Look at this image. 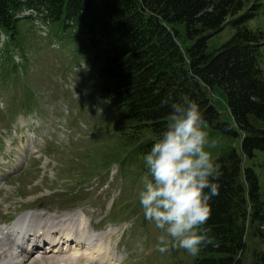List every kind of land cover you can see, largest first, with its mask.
Returning <instances> with one entry per match:
<instances>
[{
    "label": "rangeland",
    "instance_id": "1",
    "mask_svg": "<svg viewBox=\"0 0 264 264\" xmlns=\"http://www.w3.org/2000/svg\"><path fill=\"white\" fill-rule=\"evenodd\" d=\"M242 1L247 9L264 0ZM251 25L264 30V9ZM233 33L227 25L213 34L207 51L214 53ZM51 35L40 20L21 28L23 48L7 45V35L0 34V223L26 210H63L89 221L91 232L118 230L114 237L111 232L102 237H113V257L120 264H196L190 196L170 189L172 178L184 179L181 161L184 168L207 175L212 163L236 148L244 166L258 174L264 198V151L256 150L253 158L244 156L241 133L228 135L202 123L195 140L173 145L159 141L163 155L141 154L127 141L134 128L108 90L107 78L90 63L91 53L78 40ZM7 56L13 57L11 64ZM211 96L221 120L233 125L225 90L216 86ZM149 132L137 133L138 139H150ZM170 165L171 177L163 174ZM251 244L246 264L264 249L261 239Z\"/></svg>",
    "mask_w": 264,
    "mask_h": 264
},
{
    "label": "trees",
    "instance_id": "2",
    "mask_svg": "<svg viewBox=\"0 0 264 264\" xmlns=\"http://www.w3.org/2000/svg\"><path fill=\"white\" fill-rule=\"evenodd\" d=\"M263 6L257 1L245 9L242 0H0V34L7 35V45L23 48L21 28L40 20L58 39L78 40L125 109L134 128L127 141L143 155H163L159 141H193L199 125L208 123L228 135L241 133V152L253 158L264 151V30L251 21ZM227 25L234 29L231 38L208 52V39ZM216 86L227 94L233 125L221 120L211 96ZM143 130L151 131L150 139H138ZM184 167L181 161L184 179L172 178L170 189L190 196L196 264H246L251 242H264V198L255 169L244 166L236 148L212 163L207 175ZM173 173V165L163 171ZM254 256L252 264H264V249Z\"/></svg>",
    "mask_w": 264,
    "mask_h": 264
},
{
    "label": "bare ground",
    "instance_id": "3",
    "mask_svg": "<svg viewBox=\"0 0 264 264\" xmlns=\"http://www.w3.org/2000/svg\"><path fill=\"white\" fill-rule=\"evenodd\" d=\"M32 217L33 221L36 222L39 219V223L45 219L42 213L34 214ZM83 222L85 223L86 221L83 219ZM13 230L19 231L20 227H13ZM23 239L24 235L14 236L10 234V236H5L3 233H0V264H78L76 260L80 261L82 259L85 260V264H103L102 262L120 264V259L115 260V257H113L116 253L112 240L106 241L104 237L98 240L97 247L90 249V251L87 250L88 248L81 251V248L75 247L74 249L72 246H67L65 248L61 247V249L58 247L59 252H56V246L51 249L47 245L45 250L35 257L33 256V251L28 252L21 244L19 245ZM48 252L54 253L53 255H47ZM69 252H72L74 258L67 255ZM31 257L33 258L32 260H30Z\"/></svg>",
    "mask_w": 264,
    "mask_h": 264
}]
</instances>
